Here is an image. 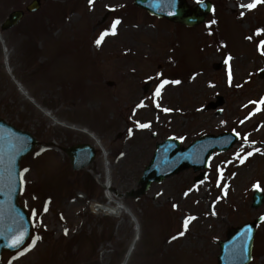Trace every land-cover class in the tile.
Here are the masks:
<instances>
[{
	"label": "rangeland",
	"instance_id": "rangeland-1",
	"mask_svg": "<svg viewBox=\"0 0 264 264\" xmlns=\"http://www.w3.org/2000/svg\"><path fill=\"white\" fill-rule=\"evenodd\" d=\"M30 1L0 0V24L24 12L0 30V117L41 143L20 163L30 236L0 264H217L226 229L264 217V201L251 207L253 188L264 193V0L251 9L244 5L254 0H210L194 28L156 19L133 0H40L34 13ZM226 131L238 134L236 144L214 151L203 174L184 169L127 196L156 142L171 136L185 147ZM75 143L95 149L80 170L64 151ZM114 201L130 213L91 207ZM251 255L248 264H264V219Z\"/></svg>",
	"mask_w": 264,
	"mask_h": 264
},
{
	"label": "water",
	"instance_id": "water-1",
	"mask_svg": "<svg viewBox=\"0 0 264 264\" xmlns=\"http://www.w3.org/2000/svg\"><path fill=\"white\" fill-rule=\"evenodd\" d=\"M134 4L158 17H166L186 25L200 23L211 10L209 1H201L195 6H188L184 0H134ZM38 7L39 0H33L26 9L33 12ZM22 15L21 10L12 11L1 24V30L16 25ZM235 139V135L225 133L218 136L205 135L182 149L177 140L170 138L157 144L139 179L140 188L136 192H130L129 196L143 194L151 182L160 181L179 170L188 167H193L194 170L205 168L214 148L227 149ZM36 144V140L28 132L21 131L0 118V253L18 249L29 236V217L18 204L21 191L19 162ZM66 153L74 169L88 165L94 156L93 149L87 145L71 146L66 149ZM263 198L264 195L256 190L253 206L259 205ZM253 234L254 222L228 230L227 238L219 241L218 264H247L251 258ZM16 240L20 242L14 243Z\"/></svg>",
	"mask_w": 264,
	"mask_h": 264
},
{
	"label": "bare ground",
	"instance_id": "bare-ground-1",
	"mask_svg": "<svg viewBox=\"0 0 264 264\" xmlns=\"http://www.w3.org/2000/svg\"><path fill=\"white\" fill-rule=\"evenodd\" d=\"M0 40H3L1 32H0ZM10 71H11V69H9L8 72L10 73ZM15 85H16V87H18V89L20 91H22L23 93H26V91L22 88V86L19 83H15ZM32 102H34V101H32ZM43 110L46 112L47 116H49L52 120L56 121L58 124H60L62 126H70L71 128H74V129L76 128L74 125H70V124H67V122H65V121L58 120L53 115L49 114V112H47V110H45V109H43ZM93 152H95V151L93 150ZM85 167L86 166H84L82 168H85ZM89 172H93V171H89ZM92 174L94 175L95 178L98 179L99 175L95 174L94 172ZM109 196L111 197V198H108L109 201L113 202L115 196H113L112 193ZM123 203H124L123 201L122 202L114 201V205L113 206L109 205V204L92 203L91 207H92L93 210L100 211V212H103V213H106V214L118 215L121 211L128 212L127 211L128 208ZM130 216L133 217V215H130ZM137 238H134V240H137ZM133 247H134V245H133V242H132V244L129 247V250L131 248H133Z\"/></svg>",
	"mask_w": 264,
	"mask_h": 264
},
{
	"label": "snow or ice",
	"instance_id": "snow-or-ice-1",
	"mask_svg": "<svg viewBox=\"0 0 264 264\" xmlns=\"http://www.w3.org/2000/svg\"><path fill=\"white\" fill-rule=\"evenodd\" d=\"M88 3H89V5H91L92 3H93V0H88ZM254 4H255V0H254V2L253 3H249V4H247V5H244V7H247V8H249V9H251L252 7H254ZM241 15H243V12L241 13ZM119 21L118 20H114L113 21V24H112V27H113V29H115V26H116V24L118 23ZM215 21H211V23H214ZM259 31H261L260 29H257V32H259ZM103 35V34H102ZM95 43H97V45H99V43H100V40L98 39V40H96L95 41ZM226 63H227V60L225 61ZM157 75H159V73L157 74ZM168 81H162V84L163 83H167ZM172 83H179V81H172ZM162 84L161 85H158L157 86V88H156V94L157 95H159V92H160V88H161V86H162ZM164 111H171V109H164ZM138 127H141V128H146V127H148L149 125L148 124H138L137 125ZM130 134H131V130H130ZM255 151H259L258 149H256ZM252 153L251 152H249V153H247V155L248 156H250ZM241 162H243V160H241ZM24 171H27V169H25ZM255 186V185H254ZM185 195H187V193H185ZM173 208H175L176 207V205H173L172 206ZM46 210V209H45ZM191 219H195V217H189V218H186L185 219V221H184V228H185V230H187V228H188V223H189V220H191ZM262 219H264V217H262ZM67 232V230H65V233ZM178 235H180V236H183L184 235V232H179L178 233ZM35 239H39V237H37V238H35ZM35 239L33 240V243H35ZM172 239H175V237H172ZM20 241L19 240H16V241H14V243H19ZM32 247V244H29L28 245V248H31ZM28 249L26 248L25 249V251H27Z\"/></svg>",
	"mask_w": 264,
	"mask_h": 264
}]
</instances>
